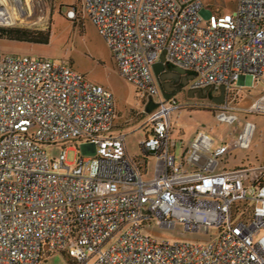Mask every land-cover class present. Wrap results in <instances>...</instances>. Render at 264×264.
I'll use <instances>...</instances> for the list:
<instances>
[{
    "label": "built area",
    "instance_id": "built-area-1",
    "mask_svg": "<svg viewBox=\"0 0 264 264\" xmlns=\"http://www.w3.org/2000/svg\"><path fill=\"white\" fill-rule=\"evenodd\" d=\"M82 7L121 75L158 103L144 111L149 135L140 159L129 157L126 136L112 133L118 113L110 89L64 61L0 52V264H41L57 253L69 264H264V164L220 166L234 151L251 150L257 130L232 102L247 76L264 77V0H237L232 13L207 17L203 0H83ZM77 12L70 7L66 17ZM163 55L166 66L194 75L189 88H225L217 117L241 127L237 134L217 143L198 131L177 160L171 115L182 106L160 93L153 65ZM246 112L264 116V94ZM59 146L53 158L48 148ZM149 157L152 178L142 167ZM177 223L216 232L208 242L147 232Z\"/></svg>",
    "mask_w": 264,
    "mask_h": 264
},
{
    "label": "rangeland",
    "instance_id": "rangeland-1",
    "mask_svg": "<svg viewBox=\"0 0 264 264\" xmlns=\"http://www.w3.org/2000/svg\"><path fill=\"white\" fill-rule=\"evenodd\" d=\"M236 1L203 0L206 7L204 16H209L211 12L232 13L236 8ZM3 2L6 6L5 11L9 10L16 20L13 23H0V27L35 31L50 28L51 37L49 44L0 39V52L64 61L92 83L110 89L114 93L118 113L112 133L115 135L123 133L126 136V147L131 158L139 156L141 154L140 144L149 131L148 116L144 115L142 109L141 93L135 84L125 79L119 72L107 41L93 21L83 12V0H20V2L3 0ZM70 7H77V10L82 11V17L76 22L66 17V12ZM262 94H264V77L257 82L252 76H247L239 96L236 101L232 102V107L239 109L234 114L257 125L252 148L249 151L242 149L234 151L230 158H223L221 167L234 168L242 164L245 166L264 164V116L246 112ZM174 98L182 106L171 115V139L172 141L177 139L178 142L176 151L173 147L178 161L181 160L183 153L198 131L210 133L219 143L222 138L235 135L241 129L217 117L218 105L192 98L187 89L178 93ZM35 130L33 128L31 131ZM73 146L79 149L82 155H86L80 143L73 144ZM61 150L60 146L48 148L53 158L59 157ZM246 155L249 158L247 162H244ZM76 158L75 150L68 152L67 161L69 163H74ZM155 164L156 160L151 157L148 162L149 175L153 172ZM147 232L160 241L208 242L216 231L188 232L184 224L177 223L174 229L154 225ZM41 264L69 263L62 254L57 253L44 259Z\"/></svg>",
    "mask_w": 264,
    "mask_h": 264
},
{
    "label": "flooded vegetation",
    "instance_id": "flooded-vegetation-1",
    "mask_svg": "<svg viewBox=\"0 0 264 264\" xmlns=\"http://www.w3.org/2000/svg\"><path fill=\"white\" fill-rule=\"evenodd\" d=\"M167 67H168V73L172 77V81L171 83L167 84V87L170 91H167L165 95L170 96V99L174 98L181 91H184L187 89L189 92L193 93L192 98L194 99L208 101L215 105L221 104L217 102V99L221 95L220 88L209 87V88L191 89L189 88V86L193 79L188 78V75H193L192 73L186 72V74H178L173 71L174 67L172 66H167ZM159 88H160L161 95L164 97L163 91L160 86ZM225 100H226V96H225Z\"/></svg>",
    "mask_w": 264,
    "mask_h": 264
},
{
    "label": "trees",
    "instance_id": "trees-1",
    "mask_svg": "<svg viewBox=\"0 0 264 264\" xmlns=\"http://www.w3.org/2000/svg\"><path fill=\"white\" fill-rule=\"evenodd\" d=\"M77 11H78L77 19L70 21L76 22L78 19L82 17V11L79 10ZM50 37H51L50 28L48 30L35 31L31 29H23V28H15V27H0V39L28 42L34 44H49ZM145 160H147V158Z\"/></svg>",
    "mask_w": 264,
    "mask_h": 264
},
{
    "label": "water",
    "instance_id": "water-1",
    "mask_svg": "<svg viewBox=\"0 0 264 264\" xmlns=\"http://www.w3.org/2000/svg\"><path fill=\"white\" fill-rule=\"evenodd\" d=\"M165 55L162 56L161 60H159L158 62H156L153 65V71L154 74L157 78V81L159 83V86L161 87L163 94H164V99L165 100H169L170 96H166L165 93L167 91H170L167 87V84L171 83L172 81V77L171 75L168 73V67L165 64ZM174 72L178 73V74H186V70L181 69V68H174L173 69ZM188 78L193 79L194 75H188ZM221 95L220 97L217 99L218 103H224L225 101V88L221 87ZM205 91V90H204ZM190 96L193 97V93L190 92ZM157 104H155L153 102V99H151L150 103L147 106V110L146 112L150 113L152 112L155 108H156Z\"/></svg>",
    "mask_w": 264,
    "mask_h": 264
},
{
    "label": "crops",
    "instance_id": "crops-1",
    "mask_svg": "<svg viewBox=\"0 0 264 264\" xmlns=\"http://www.w3.org/2000/svg\"><path fill=\"white\" fill-rule=\"evenodd\" d=\"M244 82L245 81H242V84H244ZM239 94H240V91H239ZM141 96V95H140ZM141 101H142V109H143V113H144V111H146L147 110V106H148V104L150 103V101L151 100H148V101H146L145 99H143L142 97H141ZM155 104H157L158 105V103L156 102V101H153ZM144 115H146V114H144ZM149 135V131H148V133H147V135H146V137ZM173 142V147L175 148V151H176V148H177V146H178V142H177V139H175V140H173L172 141ZM127 154H128V156L129 157H131L130 156V154H129V152H128V150H127ZM140 156H136V157H134V159H138ZM151 157H149V158H147V160H145L144 159V161H145V163L143 164V171H144V175H145V177L146 178H152V177H154V176H156L157 175V170H156V164L154 165V169H153V172L149 175L148 173V162H149V159H150ZM149 175V177H147Z\"/></svg>",
    "mask_w": 264,
    "mask_h": 264
},
{
    "label": "bare ground",
    "instance_id": "bare-ground-1",
    "mask_svg": "<svg viewBox=\"0 0 264 264\" xmlns=\"http://www.w3.org/2000/svg\"><path fill=\"white\" fill-rule=\"evenodd\" d=\"M19 2H20V0H19ZM15 20H16V18H14L13 15L11 14V12L7 9H6V11H4V14H2V15L0 14V23H9V22L13 23Z\"/></svg>",
    "mask_w": 264,
    "mask_h": 264
}]
</instances>
